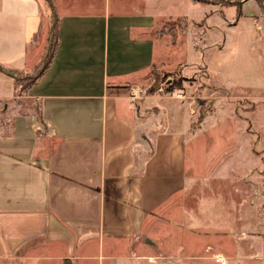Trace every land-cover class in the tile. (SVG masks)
<instances>
[{
    "label": "crops",
    "instance_id": "0c3cea01",
    "mask_svg": "<svg viewBox=\"0 0 264 264\" xmlns=\"http://www.w3.org/2000/svg\"><path fill=\"white\" fill-rule=\"evenodd\" d=\"M51 1L0 0V260L154 264L168 230H186L188 126L171 124L161 96L143 100L138 82L163 55L155 31L169 19L198 20L202 8ZM52 14L53 57L21 88L18 73L46 58ZM156 104L166 117L153 114Z\"/></svg>",
    "mask_w": 264,
    "mask_h": 264
},
{
    "label": "rangeland",
    "instance_id": "374dc122",
    "mask_svg": "<svg viewBox=\"0 0 264 264\" xmlns=\"http://www.w3.org/2000/svg\"><path fill=\"white\" fill-rule=\"evenodd\" d=\"M199 3L198 20L165 21L155 31L164 39L163 55L138 82L143 100L161 96L171 124L188 126L186 230H168L172 241L153 263L264 264V0ZM50 15L46 57L54 36ZM154 109L166 117L159 104Z\"/></svg>",
    "mask_w": 264,
    "mask_h": 264
},
{
    "label": "trees",
    "instance_id": "16d2710c",
    "mask_svg": "<svg viewBox=\"0 0 264 264\" xmlns=\"http://www.w3.org/2000/svg\"><path fill=\"white\" fill-rule=\"evenodd\" d=\"M198 1L209 2V0H198ZM48 2L50 3L51 6H53L51 0H48ZM167 21L168 22H166V23H169L171 21L172 22H174V21H186V18L169 19ZM52 22H54V27H53V31H52L54 36H53L52 44H51L50 49L48 51L47 57L42 61L40 67L37 68L31 75H26L23 78L18 76V82L19 83L23 82V81L26 82L24 88L31 85L33 82L36 81V79L39 77V75L42 73V71L49 65V63L53 57V54H54V51H55V48L57 45V34H58V20H57V17H55V14L53 15V21ZM161 33H164V32H161Z\"/></svg>",
    "mask_w": 264,
    "mask_h": 264
},
{
    "label": "built area",
    "instance_id": "2783aa9c",
    "mask_svg": "<svg viewBox=\"0 0 264 264\" xmlns=\"http://www.w3.org/2000/svg\"><path fill=\"white\" fill-rule=\"evenodd\" d=\"M224 259H225V258H224ZM224 259H223V260H222V259L220 260V262H222L223 264H225V263L227 262V261L224 260Z\"/></svg>",
    "mask_w": 264,
    "mask_h": 264
},
{
    "label": "bare ground",
    "instance_id": "6f19581e",
    "mask_svg": "<svg viewBox=\"0 0 264 264\" xmlns=\"http://www.w3.org/2000/svg\"><path fill=\"white\" fill-rule=\"evenodd\" d=\"M224 258H222V260H223ZM225 260V259H224Z\"/></svg>",
    "mask_w": 264,
    "mask_h": 264
}]
</instances>
